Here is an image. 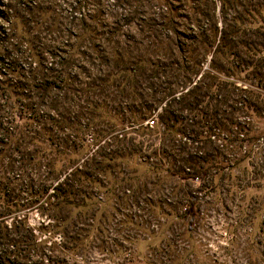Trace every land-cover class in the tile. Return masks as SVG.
<instances>
[{"label": "rangeland", "instance_id": "obj_1", "mask_svg": "<svg viewBox=\"0 0 264 264\" xmlns=\"http://www.w3.org/2000/svg\"><path fill=\"white\" fill-rule=\"evenodd\" d=\"M259 2L0 0L1 264H264Z\"/></svg>", "mask_w": 264, "mask_h": 264}, {"label": "trees", "instance_id": "obj_2", "mask_svg": "<svg viewBox=\"0 0 264 264\" xmlns=\"http://www.w3.org/2000/svg\"><path fill=\"white\" fill-rule=\"evenodd\" d=\"M259 3L261 4V6H264V3L263 2H259ZM252 10H255V9H252ZM245 29H246V27H245V25H243V30H245ZM258 34L264 35V31H262V32L257 31L256 35H258ZM2 68L5 69V67H2ZM2 68L0 67V71H1ZM194 98L198 99L197 96H195ZM254 106H255L254 103L251 102V99L248 96H246V97L243 98V109H246V110L247 109L256 110V107H254ZM164 111H165V114H163L162 117L165 120L174 119V117L177 116L176 115V112H175L176 109L171 108L170 105L168 106V108H165ZM60 115H61L62 118H60V119L58 118V121H56V122H59L60 120H65L67 118V117H65L64 114L63 115L60 114ZM19 116H20V113H19ZM58 117H59V114H58ZM51 119H53V117H51ZM150 120H152L153 123L155 122L154 119H150ZM150 120L148 119V122L147 123H149ZM0 124H1V122H0ZM56 127H58V126H56ZM0 128L2 130L1 133H0V153H2L3 150H4V145L6 146V145L9 144V142H10V136L13 134V130L14 129H13V127L11 125H9V126H4L3 125V126H0ZM172 128H173V126H172ZM239 132H243V141H247V143L253 138V136H249V134L251 132V129L249 127H246V126H244L243 128L240 127V128L237 129V134ZM112 136L113 135H111L110 137H112ZM121 136H122V133H121ZM260 146L261 145H259V144L256 145V147H260ZM101 155H103V156H106V155L112 156L108 152L102 153ZM24 158L27 159L26 157H24ZM24 158H22V161L25 160ZM29 159L30 158H28L27 160H29ZM97 163H98V161H97ZM23 164H24V162L19 166V169L22 168V165ZM13 167H14V163H10L9 162L8 169H12ZM207 169H208V167H203V168L199 169V171H197L194 174H191L189 172H185V170H183L181 168L178 169V170H173V172L175 174H179L180 176H183V177H200V176H204V174H206ZM13 170H15V169H13ZM42 194H44V192H42ZM50 199L51 198L48 196V198L46 197L45 201H49ZM191 203H193V202H191ZM19 205H21V204H19ZM13 219H16V217L14 216ZM16 220L19 221L18 219H16ZM3 221H4V218H2V213H0V238H2V236L4 235L3 232L6 231V230H8V224L3 223ZM10 225H12V224H10ZM1 252L2 251H1V246H0V254H1ZM1 257L2 256L0 255V259H1ZM1 263H2V261L0 260V264Z\"/></svg>", "mask_w": 264, "mask_h": 264}, {"label": "built area", "instance_id": "obj_3", "mask_svg": "<svg viewBox=\"0 0 264 264\" xmlns=\"http://www.w3.org/2000/svg\"><path fill=\"white\" fill-rule=\"evenodd\" d=\"M150 121H151V123H150ZM150 121H149V124H151V125H152L153 121H152V120H150ZM147 122H148V121H147Z\"/></svg>", "mask_w": 264, "mask_h": 264}]
</instances>
